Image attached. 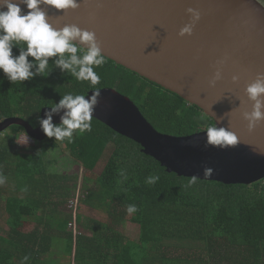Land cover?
Here are the masks:
<instances>
[{"label":"trees","instance_id":"1","mask_svg":"<svg viewBox=\"0 0 264 264\" xmlns=\"http://www.w3.org/2000/svg\"><path fill=\"white\" fill-rule=\"evenodd\" d=\"M12 51L19 55L20 48ZM55 59L49 58L47 76L37 74L23 82H10L0 70V122L18 116L37 127L42 110L63 95L87 96L107 88L129 97L163 134L190 135L214 125L197 105L107 57L94 68L100 76L95 86L62 72ZM91 124V132L77 130L71 141H61L86 171H93L114 146L102 172L96 178L85 176L86 184L95 185L84 186L80 200L109 218L101 224L89 219L90 235L79 232V214L75 234L69 227L73 215L60 209L71 197V176L48 168L54 163L50 152L59 141L33 139L34 145L22 150L14 136L25 131L22 126L11 125L1 135L0 176L9 177L10 183L5 186L7 196L0 185V216L6 214L9 228L6 235L0 234V264H66L72 257L74 264H264V179L226 184L196 178L192 183L193 177L168 172L140 144L99 119L93 117ZM149 176L159 180L148 184ZM129 204L138 210L129 214ZM26 220L35 221V229L22 231ZM130 222L139 225L135 239L120 229Z\"/></svg>","mask_w":264,"mask_h":264},{"label":"water","instance_id":"2","mask_svg":"<svg viewBox=\"0 0 264 264\" xmlns=\"http://www.w3.org/2000/svg\"><path fill=\"white\" fill-rule=\"evenodd\" d=\"M27 11L21 0H13ZM75 10L42 5L55 28L77 25L96 34L105 57L197 105L217 127L234 132L237 143L207 145L206 130L184 136L163 134L138 106L114 89H100L93 117L140 144L168 172L226 184L264 179V121L249 128L243 118L253 101L245 89L264 74V3L261 0H77ZM263 3V4H262ZM200 12L192 35H179ZM220 62H223L220 64ZM222 78L210 83L216 67ZM233 76L238 79L234 82ZM92 91L88 93L90 96ZM86 96V97H87ZM50 108H44L41 119ZM53 114V124L63 115ZM20 125L35 140L47 138L41 126L7 117L0 134ZM211 175L205 176V169Z\"/></svg>","mask_w":264,"mask_h":264},{"label":"clouds","instance_id":"3","mask_svg":"<svg viewBox=\"0 0 264 264\" xmlns=\"http://www.w3.org/2000/svg\"><path fill=\"white\" fill-rule=\"evenodd\" d=\"M27 11L13 0H0V70L7 79L15 83L29 80L39 74L47 76L49 58L62 72L69 73L77 81H88L92 86L100 82V76L94 70L105 63V56L94 32L81 29L77 25H65L55 28L49 22L42 5L55 7L58 10H75L79 7L77 0H21ZM191 22L180 29L181 37L192 35L193 28L200 19V12L194 8L186 10ZM19 47V55H13V48ZM32 57V61H29ZM223 62H220L222 64ZM32 69H35L33 72ZM222 78L221 67L217 66L210 83ZM237 76H233L235 82ZM249 100L253 101L251 112H245L243 118L248 121L249 128L264 121V74H258L256 80L245 89ZM101 92L96 88L90 96L67 93L58 103L46 112V118L39 124L44 134L55 141H71L74 133L91 132L94 111L100 103ZM63 111L59 125L53 124V114ZM207 145L226 147L237 143L234 132L216 125L206 128ZM27 141V138H26ZM25 141V142H26ZM211 169H205V176L211 175ZM159 176H149L146 183L155 184ZM193 177L192 183H195ZM4 178L0 176V183ZM135 204H129V214L137 211ZM29 257L25 256L23 261ZM23 264V262H22Z\"/></svg>","mask_w":264,"mask_h":264},{"label":"rangeland","instance_id":"4","mask_svg":"<svg viewBox=\"0 0 264 264\" xmlns=\"http://www.w3.org/2000/svg\"><path fill=\"white\" fill-rule=\"evenodd\" d=\"M261 1L264 3V0H261ZM1 135H4V133L0 134V139H1ZM14 136H15V140L17 142V146L22 150H25V149L29 150L35 143V141L25 131H21L19 133V135H14ZM26 138H27V141H26ZM113 150H114V146L110 145L107 148V150L105 151L103 157L99 161L96 168L93 171H86L84 169L83 165L80 164L79 162H77L72 157L71 152H70L69 148L67 147V145L65 143H61V141H59V143L57 144V147L53 148L50 152L49 158L54 163L50 164L48 168L50 169V171L53 174H58V175L66 174V175L71 176V180L68 181V187H70V189H71L70 190L71 191V197L70 198H73V196H75L74 199H76L78 194H79V197L83 196V191H85V189H86V187H84V186L87 185L88 187H92L93 185H95L94 182H89L88 184H86L85 176L96 178V176H98L102 172V170H103L105 164L107 163V161L109 160ZM8 181H9V177H4V182L0 183V185L3 184L1 191H3L4 196H7L9 194L8 187L7 188L5 187V186H8V184L10 183ZM13 185L14 186L11 188V190H13L14 187L16 186V182ZM74 185H77L75 189H74ZM81 198H83V197H81ZM54 199L56 200V198H54ZM69 199L65 202L66 204L61 205L60 209H64L65 213L66 214L68 213V215L70 217L71 214L73 213V211H71V209H69V207L67 206V204L69 203ZM3 201L4 200H0L2 206H3ZM2 209H1V211L4 212ZM76 213H77L76 215L79 214L83 219V221H81V223H78V228L80 229L79 232L87 234V235L91 234V232L86 228L87 221L89 219H92V220H94L100 224L104 223L106 221H109V218L107 217L106 214L101 213L97 210H94V209L86 206L84 203H82L81 200L78 203V208H77ZM6 219H7L6 214L5 213H4V215L1 214V216H0V234H2V235H6L7 231L9 230L7 223H6ZM28 222H30V221L26 220L23 223V225L20 227V229L22 231L29 232L30 230L35 229L36 224L35 223H29L28 224ZM120 229L123 230L125 232V234L128 235L131 239L132 238L135 239L138 237L139 225H136V224L130 222V223H127L125 226H121ZM61 244L65 245L63 240L61 241ZM49 256H51V255H49ZM64 259H66V258H64ZM67 260L68 261H66V264H74V258L73 257L71 258V260H69V259H67ZM60 264H64V263L60 262Z\"/></svg>","mask_w":264,"mask_h":264},{"label":"built area","instance_id":"5","mask_svg":"<svg viewBox=\"0 0 264 264\" xmlns=\"http://www.w3.org/2000/svg\"><path fill=\"white\" fill-rule=\"evenodd\" d=\"M80 201V197H79V194L77 195L76 199H72L69 201V203L67 204V206L69 207V209H71V211H73L72 215H73V220L72 222L69 224V227L71 229L74 230V233L75 234H78V231H77V224H76V211H77V208H78V203Z\"/></svg>","mask_w":264,"mask_h":264},{"label":"crops","instance_id":"6","mask_svg":"<svg viewBox=\"0 0 264 264\" xmlns=\"http://www.w3.org/2000/svg\"><path fill=\"white\" fill-rule=\"evenodd\" d=\"M61 208V207H60ZM63 212H65L63 209H61ZM30 222H28V224L29 223H35L36 224V222L35 221H33V220H29ZM81 223V222H80ZM31 231V230H30Z\"/></svg>","mask_w":264,"mask_h":264},{"label":"flooded vegetation","instance_id":"7","mask_svg":"<svg viewBox=\"0 0 264 264\" xmlns=\"http://www.w3.org/2000/svg\"><path fill=\"white\" fill-rule=\"evenodd\" d=\"M39 125H40V124H39ZM39 125H38V126H39Z\"/></svg>","mask_w":264,"mask_h":264}]
</instances>
